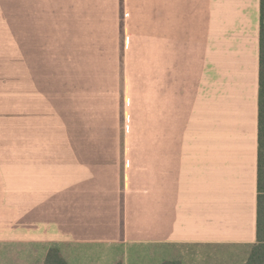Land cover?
Instances as JSON below:
<instances>
[{
    "label": "crops",
    "instance_id": "1",
    "mask_svg": "<svg viewBox=\"0 0 264 264\" xmlns=\"http://www.w3.org/2000/svg\"><path fill=\"white\" fill-rule=\"evenodd\" d=\"M259 16V0H0V264L249 254Z\"/></svg>",
    "mask_w": 264,
    "mask_h": 264
},
{
    "label": "trees",
    "instance_id": "2",
    "mask_svg": "<svg viewBox=\"0 0 264 264\" xmlns=\"http://www.w3.org/2000/svg\"><path fill=\"white\" fill-rule=\"evenodd\" d=\"M259 12L256 242L244 264H264V0H259ZM44 264L68 263L59 250L50 248ZM163 264L181 263L167 261Z\"/></svg>",
    "mask_w": 264,
    "mask_h": 264
},
{
    "label": "rangeland",
    "instance_id": "3",
    "mask_svg": "<svg viewBox=\"0 0 264 264\" xmlns=\"http://www.w3.org/2000/svg\"><path fill=\"white\" fill-rule=\"evenodd\" d=\"M193 120L194 121L190 129L192 131V134H196V107ZM248 252L249 248L243 251L231 250L227 251V253L207 249H188L179 253L183 255V259L188 263L196 262V264H242L243 261L247 260V255H249Z\"/></svg>",
    "mask_w": 264,
    "mask_h": 264
}]
</instances>
